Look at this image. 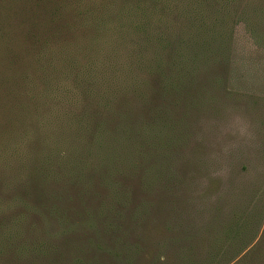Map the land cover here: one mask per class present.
<instances>
[{"label": "rangeland", "instance_id": "obj_1", "mask_svg": "<svg viewBox=\"0 0 264 264\" xmlns=\"http://www.w3.org/2000/svg\"><path fill=\"white\" fill-rule=\"evenodd\" d=\"M0 264H264V0H0Z\"/></svg>", "mask_w": 264, "mask_h": 264}, {"label": "trees", "instance_id": "obj_2", "mask_svg": "<svg viewBox=\"0 0 264 264\" xmlns=\"http://www.w3.org/2000/svg\"><path fill=\"white\" fill-rule=\"evenodd\" d=\"M149 162V161H148ZM150 163V162H149Z\"/></svg>", "mask_w": 264, "mask_h": 264}]
</instances>
